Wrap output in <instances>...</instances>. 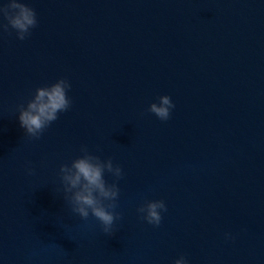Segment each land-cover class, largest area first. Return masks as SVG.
<instances>
[{"label": "water", "instance_id": "water-1", "mask_svg": "<svg viewBox=\"0 0 264 264\" xmlns=\"http://www.w3.org/2000/svg\"><path fill=\"white\" fill-rule=\"evenodd\" d=\"M22 2L30 35L0 29V264H264V0ZM61 78L70 108L27 136L19 106ZM82 146L123 170L112 234L63 191Z\"/></svg>", "mask_w": 264, "mask_h": 264}, {"label": "clouds", "instance_id": "clouds-1", "mask_svg": "<svg viewBox=\"0 0 264 264\" xmlns=\"http://www.w3.org/2000/svg\"><path fill=\"white\" fill-rule=\"evenodd\" d=\"M0 16L7 20V24H0V29H14L19 40L30 35V30L38 24L35 10L22 0H8L6 4L0 5ZM70 88L67 79H58L50 85L38 87L26 107L19 106V123L27 136L39 139L44 130L58 119V113L70 108L71 100L67 95ZM174 107L171 98L163 95L158 97V103L149 105L148 111L161 121H167ZM81 152V156L73 159L70 164H61L59 169L63 191L71 194L66 195V199L73 213L85 220L91 215L101 223L105 234H112L114 221L121 218V214L115 211L120 189L117 183L105 180V172L119 180L123 177V170L119 165H114L111 158L101 160L99 156L91 154L86 146L81 147ZM27 171L30 175L34 174L32 168ZM137 211L142 220L159 226L161 213L166 212L167 207L163 200H151ZM226 238H232L231 234H226ZM174 264H188V261L181 256Z\"/></svg>", "mask_w": 264, "mask_h": 264}]
</instances>
